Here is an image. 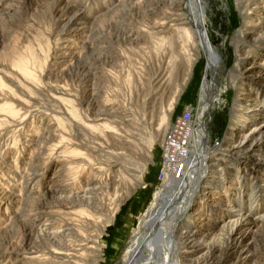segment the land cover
Segmentation results:
<instances>
[{
  "label": "bare ground",
  "instance_id": "1",
  "mask_svg": "<svg viewBox=\"0 0 264 264\" xmlns=\"http://www.w3.org/2000/svg\"><path fill=\"white\" fill-rule=\"evenodd\" d=\"M228 1L237 13L235 32L233 35L230 34V42L233 46V50L230 49L231 56L235 60L233 66H230L221 47L214 43L210 35L209 22L207 23L210 5L207 0H106L100 2L98 12L103 11V13L100 12L96 18H89L78 10L73 11L66 0H49L50 21L61 27L57 33V40H61L63 45L58 50L60 51L58 59L65 58L71 61L85 59L88 51L93 47L95 38L99 36L100 42H104L105 36H108V33L106 35L100 27L117 18L131 16L130 13L133 11H143L142 27L134 30L132 35L125 39L132 43H148L149 45H146L150 48V58L155 66L151 72L149 86L143 87L144 90H150L147 94H150V97L141 104L143 107H139V103H137L138 108L125 105L126 103L119 104L118 107L104 106L105 112H108L107 114L112 116L113 120L83 118L81 116L83 112L79 113L81 108L78 109L81 106L77 107L73 99L63 96L69 92L54 94V100L64 105L61 107L63 111L53 113L49 120L46 119L48 121L45 126L43 125L44 127L33 126L34 129L31 131L33 133L28 134L31 142L38 141L34 144L38 147L27 157L29 162L25 164L29 165L30 172L19 197L26 191L24 193L27 194V200L31 203L37 200L34 195L40 192V182L52 171L51 179L54 178V180L51 181V188L54 190L48 187L45 193L55 192L56 203L44 207L45 210H41L42 208L37 205L35 209L25 210L28 207L25 204V208L20 210L19 216H27L26 219L31 225L30 233L40 239L43 248L39 251L41 253L36 250L31 256L23 257L19 260V264H100L101 260L109 255L112 248L109 245L107 247V244L103 242L104 233L114 225L122 229L123 220L121 218L116 220L117 216L126 199L142 182L148 163L152 162L151 147L145 151L146 162L141 167L138 163L140 171L137 181L128 177V172L124 165L120 164V160L127 152L137 148L136 135L145 126L148 117L154 119L156 95H159L161 101L167 97L172 98L169 108L164 109L166 111L163 110L165 114L161 117L162 121L170 123L175 105L184 90L191 84L197 67L202 62L206 65V74L200 77L202 80L199 87L197 127L190 125L188 145L176 151L180 158L179 162L174 164L170 161L172 166L166 167L169 172L163 181L164 189L155 194L152 205L140 220L139 227L135 229L128 245L123 250L116 249L119 246L115 245L114 253L119 250L121 254V259L117 263L264 264V238L263 234H260L261 228L264 227V213L253 216L254 214L244 213L241 209H236L234 205H229L226 216L218 220L215 230L204 236L198 235L196 225L191 219L193 215L191 206L195 205L194 199L197 198L199 191L206 187H202V183L214 184L215 181H211V176L217 178L214 174L221 176V172H224L225 169L221 168L222 171L220 169L218 171V166L225 158L224 153L237 157L239 161H251L253 169L250 174L256 180L260 178V171L264 169V0ZM110 5H113V8L107 9L106 6ZM87 33H92L90 40H86L89 37V35L86 36ZM79 38L83 39L79 47L83 51L80 53L71 50L77 47L74 43ZM21 61L23 64L15 61L16 64L18 63L17 66L15 65L16 73L22 75L24 82L31 84L30 81L36 78L25 70L30 69L29 60L20 58L19 62ZM11 91L1 92L0 90V103L5 102L0 105L2 128L3 124L17 121L19 110L23 109L18 107L24 105V101L18 99V96L16 99ZM233 92L236 93L231 107V130L225 141L215 148L209 147L211 136L207 128V114L212 113L219 103L228 102ZM52 94L50 93L51 96ZM87 95L91 99L95 97L91 92ZM9 100L15 102H8ZM14 103H17V106ZM68 123L70 126L75 125L83 129L89 142L78 141L76 135L68 132L66 130ZM162 125L163 123L158 126V132L156 131L157 134L152 137L151 144L154 139L156 141L162 136L161 145H163L165 133L162 134ZM35 133L41 135L36 136ZM35 136L39 140L35 139ZM103 144H107V147ZM29 146L32 145L29 144ZM135 152L137 154V150ZM100 153H105L116 160L111 162L109 159H104L105 154L99 156ZM179 164H185V170L181 176L177 175ZM235 166L238 175L237 195L239 201H243L246 173L245 175L241 173L240 165ZM19 167L21 166L18 165L17 169ZM226 178L221 176L215 182L217 183L216 192L220 195L223 188L220 185H226ZM58 182L59 185H56L57 189H55V184ZM261 186L257 184V187ZM228 192V189H225L226 197ZM262 193V189L251 193V207L260 201ZM21 199L22 197L19 202ZM31 210L34 211L33 214L28 213ZM251 239L252 243L260 242L259 248L247 243ZM3 253L2 250L0 264ZM4 254L7 252L5 251Z\"/></svg>",
  "mask_w": 264,
  "mask_h": 264
},
{
  "label": "rangeland",
  "instance_id": "2",
  "mask_svg": "<svg viewBox=\"0 0 264 264\" xmlns=\"http://www.w3.org/2000/svg\"><path fill=\"white\" fill-rule=\"evenodd\" d=\"M66 1L73 9V11L76 12L78 10L86 14V16L88 15L89 18H96V16H98L100 12L103 13V11L98 12V6L100 2H104L106 0ZM207 2L210 5L208 6L209 19L207 21V23L209 22L208 28L210 35L214 40V43L217 46L221 47L224 57L227 59L228 63L230 62L229 64H231L230 66H233L235 60L233 56H231V50H233V46L230 42V37L234 34L236 28V9L234 10V7L228 0H207ZM48 3L49 0H0V85L2 84L0 86V90L1 92H3V90H12L11 92L15 95V98L18 96V99L24 101H22L24 105L18 107V109L22 107L23 109L19 110V115L16 117L17 121L8 123L10 126L8 124H3L2 126L4 129L0 126V254L2 250L4 253L5 251L7 252V254L3 253L1 264H19L20 259H22L23 257H29V255H32L33 251L37 250L39 252L43 248L40 239L36 238L35 234L33 235L30 233L31 225L26 219L27 216L20 217L19 215L21 214L20 210H23L25 208V204L28 205L25 210L35 209L36 205L41 207V210H45L44 207H49L56 203L55 192H49L47 194L45 193V191H47L49 188L51 190L53 189L51 188V181L54 180V178L51 179L53 177V172H49L47 176H45L46 180L43 179L40 182V192L34 195L37 200H34L31 203L29 200H27L28 197L27 194L24 193L26 191H24L23 194H21L22 196H20L22 197L21 202H19V194L22 187L26 184V180L30 172L29 165L25 164L26 162H29L27 157H29L30 154L33 153L35 148L38 147L34 145L38 143V141L31 142L29 140L30 138L28 134L33 133L31 132L34 129L33 126H39L40 128L44 127L47 121L52 117L51 115L53 113L60 112L62 110L61 107H64V105H62L60 101H57L56 99L54 100V94H64L66 92H69L68 94H65L63 96H66L68 99H73V103L77 107L81 106L78 108H81L79 110L80 114L83 112L81 116L83 118L86 117L91 120H95L98 118H106L112 120L114 119L112 118V116L107 114L108 112H105L104 106L118 107L119 104L126 103L125 105H132L138 108L137 103H139V107H143V105H141L143 104V101L146 98L150 97V94L147 95L150 90L143 89L145 85L149 86L148 82H150L151 72L154 70L153 68L155 66V64L152 63V59L150 58L151 54L150 48L148 46L149 44L144 42L132 43L131 41L125 39L126 37L131 36L134 30L142 27V15L144 14L143 11H133L132 13H130L133 18L131 16L123 17L122 19L117 18L109 24L102 26V28L100 27V30L102 29L106 33V35L108 33V36H105V41L100 42L101 38H99V36H97L96 38L94 37L95 41L93 47L88 51L87 57L80 61H71L65 60V58L58 59V54H60V51L58 50H60L63 45H61V40H57V33L61 27H58L54 23H51ZM106 8L112 9L113 5H110L109 7L106 6ZM88 35L89 37L86 40H90L89 38L92 37V33H87L86 36ZM82 40V38H79L77 41L75 40L76 42L74 44H76L77 47L75 49L72 48L71 50L80 53L81 50L79 47L81 46ZM20 58L29 60L28 67L30 69L26 68L25 70H28L36 78V81H30L31 84L24 82L21 77L22 75L16 73L17 64L22 63V61L19 62ZM15 61L18 63L16 64ZM205 66V63L202 62V64L198 66L199 68L197 67V74L195 73L191 84L184 90V92L180 96L179 101L175 105L171 114L169 124L162 121L161 117L164 116V111L169 108V104L172 98L167 97L164 102L160 100L159 95H156V100H154V104L156 106L154 119H151L150 116L148 117L147 123L144 127L142 126L143 128L141 127L142 130L140 132L138 131V135H136V142L138 143L137 148L135 150L127 152L124 158L120 160V164L124 165L125 169L128 172V177H130L133 181H137V175L139 174L140 167L146 162L145 151L149 147H151L150 150L153 155L152 162L148 163L147 168L143 173L142 182L126 199L121 208V211L117 216L116 220H119V218L123 220L122 229H118L114 225L108 228V232L106 231V233H104L102 240L107 244V247L109 245L112 249L110 250L109 255H106L105 258L101 260L100 264H118L117 262L121 259V254L119 250L115 251L116 253H114L115 245L119 246L116 249L120 248L121 250H123L128 245L130 239L132 238V235L135 232V229L139 227L140 220L143 219L147 209L152 205L155 194L158 191L164 189V184L161 178L164 163V149L161 145L162 136L158 137L156 141L154 139L153 144L150 143L152 137L158 132V126L163 123L162 134L166 133L174 124H177L181 120L183 114L187 110H191L194 113L193 126L197 127V123L199 122V115L197 114L200 94L199 87L202 80L201 78L206 74ZM45 88H47V90ZM63 89H65V91H63ZM74 90H76V92ZM142 91L144 92L142 93ZM88 92L93 93L95 97H93L92 99L89 98L87 95ZM50 93H53L52 96L50 95ZM235 93L236 92L230 94L228 102L226 101L223 103H219L212 113L207 114V128L211 136V140L208 144L209 147L215 148L217 145L225 141L231 130V107L233 104L232 101L235 98ZM103 96L104 98H101ZM104 99L108 100L105 101ZM8 102L13 103L15 101L9 100ZM4 103L5 102H1L0 105ZM161 103H164V105H162ZM15 106H17V103L15 104ZM44 116L46 117L45 119ZM150 125L153 127H151ZM66 130L72 135H76L79 139L78 141H85L86 143L89 142L88 136L86 135L85 131H82L83 129H81L80 127H77L75 125L70 126V123H68ZM35 135L40 136L41 134L39 135V133H35ZM36 136L35 139H38V137ZM26 137L27 139H25ZM29 144L32 146H29ZM103 146L107 147V144H103ZM23 148L26 149L23 150ZM136 150L137 154L135 152ZM102 154L105 153H100L99 156ZM223 156L225 158L223 159V161H221L222 164L218 166V171H220L221 169H225L224 172H221V176H225L227 178L225 180L226 185H220L223 187L222 189L220 187V189L222 190L221 195L220 193L216 192L217 183H215L218 181V179L221 178V176L220 174H214L217 178H214L212 176L210 178L212 179L211 181H215L213 182L214 184H206L205 182L202 183V187H206L204 190L199 191V194H197V198L194 199L195 201L193 204L195 205L191 206V214H193L191 216L192 223L196 225L195 228L197 229V233L199 236H204L215 230V226L218 220L223 219L226 216V212L228 208H230L229 205H234L236 209H241V211L244 213L252 215L254 214L253 216L264 213V202L261 203V201H264V169L260 171V180H256L254 177H252L253 175L250 174V171H252L253 169L251 161H239L237 157L233 155H226V153H224ZM103 158L109 159V161L111 162H114L116 160V158L110 157L106 154ZM138 163L140 164V167ZM236 164L240 165L242 174L245 175L246 173L245 181L247 183L245 182V187L247 188L244 187L245 196L243 201H239L237 195L238 191L236 188V183L238 180V175L236 172ZM3 165L5 170L3 168ZM18 165L21 166L19 167V169H17ZM8 169H10V172L8 171ZM223 173L225 174L222 175ZM17 174H19L20 176ZM18 181H20L21 183ZM255 181L258 182L256 183ZM257 184H260L262 186L257 187ZM56 185L58 186L59 182L55 184V189H57ZM225 189H228L229 191L227 196L228 198L224 193ZM259 189H262L263 196L260 198V201L254 203L253 207H251V193L256 190L258 191ZM28 213L33 214L34 211L31 210L28 211ZM9 220L11 221L9 222ZM19 221L21 223H19ZM262 230L264 231V227L261 228L260 232V234H263L262 237L264 238V232H262ZM252 242V239L250 241H247V243L252 246H259V241H256L254 243ZM16 248L19 250H17Z\"/></svg>",
  "mask_w": 264,
  "mask_h": 264
},
{
  "label": "built area",
  "instance_id": "3",
  "mask_svg": "<svg viewBox=\"0 0 264 264\" xmlns=\"http://www.w3.org/2000/svg\"><path fill=\"white\" fill-rule=\"evenodd\" d=\"M194 113L191 110H187L181 120L174 124L166 133L163 140L164 149V163L163 170L161 174L162 181H165L166 175L169 172L167 170L168 166H172L170 161L174 164L179 162V156H177L176 151L181 147L187 146L190 140V125H193ZM173 164V165H174ZM167 167V168H166ZM185 170V164H179L177 169V175L181 176Z\"/></svg>",
  "mask_w": 264,
  "mask_h": 264
}]
</instances>
